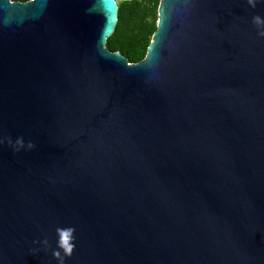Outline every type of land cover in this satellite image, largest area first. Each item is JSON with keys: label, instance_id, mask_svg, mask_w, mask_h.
Returning <instances> with one entry per match:
<instances>
[{"label": "water", "instance_id": "water-1", "mask_svg": "<svg viewBox=\"0 0 264 264\" xmlns=\"http://www.w3.org/2000/svg\"><path fill=\"white\" fill-rule=\"evenodd\" d=\"M118 15L0 0V137L35 145H0V264L68 226L64 264H264V0H161L136 65Z\"/></svg>", "mask_w": 264, "mask_h": 264}, {"label": "trees", "instance_id": "trees-1", "mask_svg": "<svg viewBox=\"0 0 264 264\" xmlns=\"http://www.w3.org/2000/svg\"><path fill=\"white\" fill-rule=\"evenodd\" d=\"M27 2L29 0H11ZM161 0L118 1L119 17L114 34L107 40L111 53H120L132 65L144 60L157 31Z\"/></svg>", "mask_w": 264, "mask_h": 264}, {"label": "clouds", "instance_id": "clouds-1", "mask_svg": "<svg viewBox=\"0 0 264 264\" xmlns=\"http://www.w3.org/2000/svg\"><path fill=\"white\" fill-rule=\"evenodd\" d=\"M261 2V0H246L247 5L255 9L257 3ZM251 23L256 26L258 29L257 35L260 37H264V18L260 15H253ZM7 143L9 147L13 149L14 152H19L21 149L32 150L35 145L31 141L25 143L23 137H17L15 141L10 136L0 137V145ZM75 228L68 227H56L55 235H56V247L51 251L52 257L57 261V264H64L66 257H71L72 252L75 248ZM39 243L43 247L45 251H48L51 248L49 240L47 236L41 241H33V244ZM33 252L39 251V249H33Z\"/></svg>", "mask_w": 264, "mask_h": 264}, {"label": "rangeland", "instance_id": "rangeland-1", "mask_svg": "<svg viewBox=\"0 0 264 264\" xmlns=\"http://www.w3.org/2000/svg\"><path fill=\"white\" fill-rule=\"evenodd\" d=\"M116 1H119V0H116Z\"/></svg>", "mask_w": 264, "mask_h": 264}]
</instances>
